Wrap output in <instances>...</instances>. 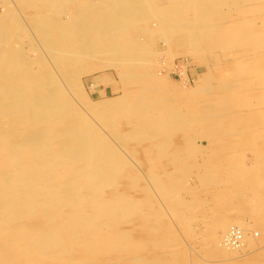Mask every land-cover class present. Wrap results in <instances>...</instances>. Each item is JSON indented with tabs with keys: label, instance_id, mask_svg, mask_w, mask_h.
<instances>
[{
	"label": "bare ground",
	"instance_id": "obj_1",
	"mask_svg": "<svg viewBox=\"0 0 264 264\" xmlns=\"http://www.w3.org/2000/svg\"><path fill=\"white\" fill-rule=\"evenodd\" d=\"M27 1L30 7L31 0ZM32 1L34 7L46 11L35 23L51 56L48 60L35 61L23 49L10 50V27L4 19L0 21V264H102L97 260L101 255L117 250L163 247V240L156 242L153 238L157 230L153 226H146L150 233L147 240H136L128 230L118 227L120 222L133 218L143 204L126 192L131 185L121 182L123 157L79 112L71 90H76L86 108L94 111L120 142L123 137L116 130L118 116H114L120 114L144 113V128L134 122L140 136L148 130L152 137L159 133L168 136L172 126L218 128L222 113L212 109L186 115L147 113L152 105L150 82L157 86L164 79L145 69L143 55L164 31L181 29L189 42H199L215 15L214 7L221 6L220 0L82 1V8L69 20L47 13L66 0ZM190 9L196 13L193 20L186 16ZM25 29L23 26L21 32ZM107 54L112 56L105 60L110 65L87 62ZM138 67L143 70L136 71ZM103 68L116 71L127 90L115 101L103 102L101 108L84 99L79 76ZM111 107L120 113L112 115L102 110ZM157 149L147 147L151 165L159 166L161 159L171 157L184 165L181 153L169 157L158 154ZM198 149L193 147V152ZM151 175L153 190L172 206L174 198L179 206L185 204L177 197L182 186L176 179ZM254 190L252 193L258 191ZM254 197L261 200L247 199V205L263 207L264 195ZM223 219L215 227L221 233H217L219 239L215 237L217 251L229 254L238 249L225 243L228 233L239 226L245 235L248 225ZM256 222L264 230V219ZM127 264L164 263L159 256H135ZM246 264H264V254Z\"/></svg>",
	"mask_w": 264,
	"mask_h": 264
},
{
	"label": "rangeland",
	"instance_id": "obj_2",
	"mask_svg": "<svg viewBox=\"0 0 264 264\" xmlns=\"http://www.w3.org/2000/svg\"><path fill=\"white\" fill-rule=\"evenodd\" d=\"M82 1L99 0H66L47 13L69 20L82 8ZM27 2L0 0V21L4 19L10 27L8 48L23 49L35 61L48 60L51 56L35 23L46 11L34 7L32 0L28 7ZM219 5L214 7L215 15L199 42H189L181 29L164 31L152 40L149 53L143 55L145 69L164 79L157 86L150 82L152 105L147 113L186 115L212 109L222 113L218 128L172 126L168 136L159 133L152 137L150 130L140 136L137 130L144 128V113L120 114L114 115L118 116L116 130L123 137L120 142L114 131L86 108L76 90H71L79 112L123 157L121 182L131 185L126 192L143 204L133 218L120 222L118 227L128 230L136 240H147L150 233L146 226H153L157 228L154 240L166 243L163 247L131 248L129 252L117 250L101 255L98 263L127 264L135 256H159L164 264H246L264 254V230L256 222L264 219V204L253 207L247 205L250 201L245 202L252 198L253 202L260 201L261 197L254 196L264 195V0H220ZM192 11L195 12L187 10L186 16L193 20L196 13ZM23 26L26 29L21 32ZM109 58L112 59L110 54L96 55L87 62L110 65L105 61ZM141 70L138 67L136 71ZM79 81L84 99L101 108L103 102H113L127 90L112 68L90 70L81 74ZM102 110L112 115L120 113L116 107ZM135 121L139 122L138 128L134 127ZM150 145L159 147L156 152L160 150L158 154L165 156L181 153L184 165L171 155L161 159L159 166L151 165L147 153ZM193 147L200 149L193 152ZM152 173L162 179L168 175L176 179L182 186L177 197L185 204L179 206L174 198L172 206L153 190ZM222 218L248 225L247 242L238 252L217 251V233H221L215 227Z\"/></svg>",
	"mask_w": 264,
	"mask_h": 264
},
{
	"label": "built area",
	"instance_id": "obj_3",
	"mask_svg": "<svg viewBox=\"0 0 264 264\" xmlns=\"http://www.w3.org/2000/svg\"><path fill=\"white\" fill-rule=\"evenodd\" d=\"M244 240V233L238 227H235L228 233L225 243L232 249H240L244 244Z\"/></svg>",
	"mask_w": 264,
	"mask_h": 264
}]
</instances>
